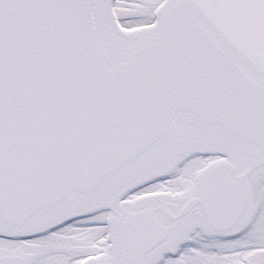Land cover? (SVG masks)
Masks as SVG:
<instances>
[{
  "label": "snow or ice",
  "instance_id": "6c2138e0",
  "mask_svg": "<svg viewBox=\"0 0 264 264\" xmlns=\"http://www.w3.org/2000/svg\"><path fill=\"white\" fill-rule=\"evenodd\" d=\"M0 264H264V0H0Z\"/></svg>",
  "mask_w": 264,
  "mask_h": 264
}]
</instances>
